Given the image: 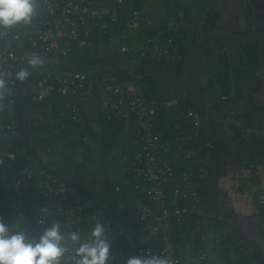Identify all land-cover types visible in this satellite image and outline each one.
Segmentation results:
<instances>
[{"label": "built area", "instance_id": "2783aa9c", "mask_svg": "<svg viewBox=\"0 0 264 264\" xmlns=\"http://www.w3.org/2000/svg\"><path fill=\"white\" fill-rule=\"evenodd\" d=\"M138 2L32 0L34 11L28 21L10 27L0 26V221L11 228L18 225L14 222L15 214L25 219L27 200L24 195L31 189L47 203L56 205L57 214H53V209L37 220L34 217L33 221L37 222L35 234L26 236L38 238L47 223L49 227L58 224L66 249L60 264H75V250L79 245L72 240L73 233L78 235L80 242L94 238L88 231L89 235L85 237L83 232L86 218L83 211L88 205L80 196L72 195L65 182L44 171L29 168L24 151L18 147L20 131L13 116L18 86L27 75L20 79L17 74L22 69L39 70L41 64L69 57L74 47L89 46L92 40L124 28L120 25L122 20H126L128 27L139 28L143 23ZM180 23L171 20L164 31L139 41L129 53V72L133 73L134 68L148 58L153 60L156 68L163 70L178 65L183 60V49L188 48ZM150 25L156 24L152 22ZM129 50L127 44L121 47L124 53ZM33 56L42 63L30 65ZM96 82L81 72H41L36 81V98L40 102L48 101L41 110L47 112L49 125L56 124L59 117L67 113L84 122L76 103L94 92ZM99 87L103 108L110 111V119L123 120L125 133L132 143V156H124L127 161L125 171L129 174L125 185L132 186L135 192L120 201L119 206L141 222L143 239L142 242L140 239L139 258L156 257L166 264H223L213 242L218 241L219 221L231 220L226 219L225 212L233 210V196L241 198L250 192L255 193L260 209L264 210V187L250 179L249 171L240 173L226 190V202L216 213H210V197L215 186L212 182V150L216 145L209 131L204 129L205 122L211 125L209 115L201 114L194 105L179 97L162 106L149 99L132 80L103 78ZM56 94L64 100V108L59 113L52 103ZM163 108L168 119H173V133L169 136L159 125ZM84 141H88L87 136ZM14 196L19 203L15 210L11 201ZM260 209L257 205L255 213H261ZM104 224L102 238L110 245L107 264H118L114 239L122 229L111 222ZM186 228L190 236L184 239L187 234L184 233L177 239L175 233ZM200 242L204 245H199Z\"/></svg>", "mask_w": 264, "mask_h": 264}, {"label": "trees", "instance_id": "16d2710c", "mask_svg": "<svg viewBox=\"0 0 264 264\" xmlns=\"http://www.w3.org/2000/svg\"><path fill=\"white\" fill-rule=\"evenodd\" d=\"M165 2L166 14L152 17V21H150L147 20L146 17H143L145 13L142 7L144 6L145 0H139L138 5L141 10L140 21L143 23L139 28L128 27L129 24L125 23L126 20H122L120 25L124 28L121 30L96 38L92 40L89 46L81 48L74 47L69 57H60L57 61L81 67L99 66L129 71L131 69L129 66V53L132 48L136 47L137 43L145 39L146 36L156 35L164 31L171 20H179L181 22V34L188 43V48L183 49V60L178 65L163 70L156 68L153 60L148 58L133 70V73L137 75L148 92L153 96L166 97L171 95L180 83L184 59L191 45L193 34L195 31H200L201 24L205 21V14L211 11L213 3L211 0H165ZM149 22H154L156 25L151 26ZM212 27L213 29H217L224 26L218 25ZM113 37H117V42L112 50L107 51L106 46L111 44ZM215 41L219 47H224L225 44L235 45L236 47L240 45L239 43L226 39H215ZM209 42L210 41L206 42L204 46L208 45ZM124 44H127L130 48L128 53L121 51V47ZM200 52L201 50H199L196 55ZM196 55L191 61L190 74L185 89L176 97L182 98L185 102L194 105L201 114L207 113L211 120V125L207 124V122L204 123V129L209 131L212 141L216 145L215 149L212 150V157L214 159V175H212V182L215 186L212 190L209 207L210 213H216V210L224 204L227 199L226 189H224V187L221 188L218 183L220 177L227 175L226 172L229 166H231L234 172L237 171V173H247L246 171H249L250 174H252L250 179L253 180L254 183L259 184L257 174L260 168L264 166V135L262 130H260L257 118L259 119L262 114L249 106L252 100H248L244 104L242 103L244 100V95L242 93L233 95L230 97L232 98L230 101L219 103L214 107L211 106L213 103L221 100L222 96L213 99L210 96L212 93L211 87L206 83H201L199 76L200 71L198 69L195 70L194 65V58ZM47 70L66 71L54 67H45L44 70H40L39 68V70H37V75L33 78L31 83L27 85L21 96L20 108L23 117L25 114H29L43 119L41 127H38V124H36L37 131L42 133V137L35 133V131L28 129L31 143L35 147L37 153L50 167L55 168L71 180L85 186L93 192L106 196L107 184L103 172V150L114 206L124 215L132 230L137 234L138 240L140 241L141 239L142 242L143 231L140 227L141 222L138 219L130 217L127 212L123 211L119 206L120 201L128 197L130 198L135 192L132 186L125 185V180L129 178V174L125 171L127 161H125L124 156H129L130 158L133 153V148L129 135L125 133V124L123 120L110 119V111L104 109L101 103L103 116V142H101V132L98 124V92L95 84L94 92L90 95L83 96V98L76 103L77 107L80 108L78 114L85 120L84 122L73 119L72 115H68L67 113L66 116L59 117V122H56V124L52 126L49 125L47 122V112L41 110L43 107H46L48 101L40 102L36 98L37 78L40 76L41 72ZM29 71L31 70H28L27 73H29ZM88 75L92 77V79H96L99 83L103 78L108 77H117L118 80H130L115 74L105 75L100 79H98V76ZM143 93L146 95L144 91ZM99 94H101L100 87ZM148 98L151 99L150 97ZM201 99H203V102ZM63 101L60 94H56L55 98L52 100L53 108L58 113L60 109L64 108ZM156 102L162 106L166 103ZM161 110L162 120L159 121V125L168 136L172 135L173 119H168L165 108ZM13 116L17 120L15 110ZM226 121L230 123L228 127L233 130L232 135L229 136L222 135L218 132L217 123ZM95 123H97L96 127ZM242 126L245 127L244 130ZM84 136L88 137V141H84ZM230 144H236V149L234 155L227 159L226 152H228ZM18 147L24 151L29 168L44 171L60 180L34 160L26 148L21 133H19L18 137ZM77 150L81 152L79 153ZM67 186L72 195L80 196L82 201L88 205V208L83 211L84 218L85 216L87 218V220L85 218L83 223L85 237L89 235L86 231L93 235V226H104V223L107 222H111L113 225H119L110 212L100 204L81 195L69 185ZM15 198L16 196L11 199L13 210L19 208L17 206L19 203ZM24 199L25 201L27 200L24 206V208H26L25 215L23 216L25 219L18 218L15 214L14 222H18V225L12 226L11 229L13 231L23 232L25 235H32L35 234L34 229L37 226V222L35 221L45 216L49 210L54 209L53 214L55 215V212L57 214L56 205L51 202L47 203L36 192L32 191V189L26 192ZM257 205L258 209H260L261 207L256 201V206ZM260 210L261 213L258 214L262 220L264 233V210ZM225 215L226 219H233L230 224L240 220V215L239 213H234V208L231 212L226 211ZM34 217H36V220L33 221ZM219 222L221 228L218 231V241L215 242L213 240V242L219 252L218 258L222 260L223 264H264V241L261 246H258L248 253H246V251L242 253V249H240L237 261L233 260L232 256L235 252L232 254V242L229 234L231 227L228 224L229 222ZM49 226L50 224L47 223L42 228L43 232L45 229L50 228ZM119 228L122 229V233L114 239L116 244L115 253L120 261L118 264H128L132 255L131 242L120 225ZM184 233H187V228L184 231L175 233L177 239L181 238ZM189 236L190 234L187 233L184 239ZM86 240L91 241L90 239ZM201 244L204 245L200 242L199 245ZM141 245L142 244H140V247ZM129 256L130 258H128Z\"/></svg>", "mask_w": 264, "mask_h": 264}, {"label": "crops", "instance_id": "0c3cea01", "mask_svg": "<svg viewBox=\"0 0 264 264\" xmlns=\"http://www.w3.org/2000/svg\"><path fill=\"white\" fill-rule=\"evenodd\" d=\"M211 2L213 3V7L211 11H209L210 14L206 16L203 27L222 25L237 31L246 29L248 16L245 12L244 0H211ZM151 7L148 0H145L142 10L145 13L143 17H146L147 20H151L149 18L153 17L149 14V12H151ZM247 7L252 14V18H254L253 20H256V15H258V13H264V0H249ZM216 44L217 42L215 41L203 47L201 52L196 55V59H194L195 70L198 69L200 71L199 76L201 83L208 84L212 89L210 96L213 99L218 96L226 98L242 93L244 95L243 104L248 100H252L264 105V42L246 43L239 47L225 44L227 49L223 47L215 48V46H217ZM201 101L203 102V99H201ZM213 104L211 106L214 107L215 105ZM257 120L259 126H261L260 130H262L264 135V114H262L259 119L257 118ZM95 124L97 125V123ZM229 124L230 123L227 121L217 123L218 132L226 136L232 135L233 130L228 127ZM230 149H234L235 152L236 144H230L226 156L230 152ZM235 172L232 170L231 166L228 167L226 172L227 175L219 178L218 184L221 188L224 187V189H226L229 187L228 185H230L237 175L241 173ZM257 175L259 185L264 187V166L260 168ZM251 198L252 203L249 202V195L240 198V201L242 200V205L240 206L245 207L250 203L251 209L250 212L244 213L246 217L243 218L247 219V223L252 219L258 221L257 223L261 225L262 230H259V224L256 223L255 228L258 229L260 234L257 233V237L263 240L262 220L259 215V217L255 215L257 214L255 213V194L252 193ZM243 203H245V205ZM235 213L241 215L238 211ZM232 221L233 219H231L229 223Z\"/></svg>", "mask_w": 264, "mask_h": 264}, {"label": "water", "instance_id": "95a60500", "mask_svg": "<svg viewBox=\"0 0 264 264\" xmlns=\"http://www.w3.org/2000/svg\"><path fill=\"white\" fill-rule=\"evenodd\" d=\"M248 3H249V0H244L245 12H246L247 16L249 17L248 27L245 31L244 30L243 31L242 30H238V31L232 30V29L227 28V27H220L217 29H213V27H210L209 30L204 31L201 29L202 28L201 27L200 31L194 32L191 45H190V47L187 51V54L185 56V59H184V66H183L182 77H181L180 83H179L178 87L176 88V90L171 95L166 96V97H156V96H153L152 94H150L148 92L147 88L145 87V85L143 84V82L137 77V75L134 73H131L129 71L118 70V69H113V68H106V67L103 68V67H99V66L81 67L78 65H73L70 63H64V62H60V61L48 62L45 64H41L39 66V68H40V70H44L45 67H54V68L66 70L69 72H84L87 74L98 76L99 77L98 79L104 77L105 75H111V74L119 75V76H122V77H125L127 79L134 81L146 93V95L148 97H150L151 99H154L156 101L163 102V103L168 102V101L174 99L176 96H178L185 89L186 82H187L188 76L190 74L191 61H192L193 57L199 52V50H201L203 47H205L204 44L206 42H208V41L211 42L212 40L215 41V39H226L229 41L239 43L240 44L239 46H241L242 44H246V43L264 42V30L258 31V30H254L255 28L253 29L252 14L247 7ZM216 45L217 46H215V48L219 47L218 44H216ZM224 47H225L224 49H227L226 45ZM37 73H38L37 69L33 70L22 80V82L19 85L17 95H16L15 113L17 116V122H18L19 130H20L21 136L25 142L27 150L30 152V154L32 155L34 160L41 167H43L48 172H50L51 174H53L54 176L59 178L61 181L65 182L67 185H69L72 189L79 192L81 195H83V196L87 197L88 199L100 204L103 208H105L107 211H109L110 214L112 215V217L119 223V225L123 228L125 234H127L128 238L130 239L131 248H132L131 258H133V257L139 258V247H140L141 242L138 240L137 234L132 230L128 221L125 219L124 215L116 209V207L114 206V203L112 201V195H111V190H110L108 171H107V167H106V163H105L104 151L102 150V162H103V172H104V175L106 178V184H107V195L106 196H103V195H100V194L93 192L92 190L86 188L85 186H82L81 184L71 180L69 177L62 174L61 172H59L55 168L50 167L41 158V156L37 153L35 147L31 143V140H30L29 135H28L29 126H27V124L23 118V114H22V111L20 108V102H21V96H22L23 91L25 90L27 85L29 83H31V81L37 75ZM96 87H97V92H98V105H99L98 124H99V129L101 132V142H103V131H102L103 130V116H102V110H101V101H100L99 82L98 81L96 83ZM231 99L232 98H230V97L222 98L221 100L215 102L213 105H217V104L223 103L225 101H230ZM249 106L251 108H253L254 110L258 111L259 113L264 114V105L259 104L255 101H252ZM33 120L38 122V127L42 126L41 119L39 117H34ZM250 175H252V174H250ZM255 215H257V214H255ZM255 221H256V219H255ZM257 222L258 221H256V223ZM228 224L230 225L231 228L238 231L237 230L238 228H236L235 225L230 224V223H228ZM257 224H259V223H257ZM259 227H260L259 230H262L260 224H259Z\"/></svg>", "mask_w": 264, "mask_h": 264}, {"label": "clouds", "instance_id": "9594fccd", "mask_svg": "<svg viewBox=\"0 0 264 264\" xmlns=\"http://www.w3.org/2000/svg\"><path fill=\"white\" fill-rule=\"evenodd\" d=\"M33 11L32 0H0V26L10 27L21 21H28ZM39 63L42 61L36 56L29 60L32 66ZM27 74V71L22 69L17 75L23 79ZM93 236L94 239L91 241L80 242L78 235L72 234V240L79 245L75 250V264H107L110 245L102 238V226L94 229ZM64 239L58 224L45 229L38 238H30L23 232L13 231L9 225L0 221V264H60L61 257L66 251ZM128 264L166 262L156 257L149 259L133 257L129 259Z\"/></svg>", "mask_w": 264, "mask_h": 264}, {"label": "flooded vegetation", "instance_id": "af4514ba", "mask_svg": "<svg viewBox=\"0 0 264 264\" xmlns=\"http://www.w3.org/2000/svg\"><path fill=\"white\" fill-rule=\"evenodd\" d=\"M256 16H257L256 20H253L254 18H252L253 29L255 28L254 30H258V31L264 30V13H258V15ZM248 23H249V17H248V22L246 24V29L248 27ZM246 29H244V31ZM23 118L27 126H29V129L35 131V133H37L40 137H42V133L37 131L38 129L36 128V121L33 120L34 116L25 114ZM243 217L245 218L246 216ZM243 217H240L239 221L232 223L233 225L236 226V228H238L237 229L238 231L231 228L229 232L232 242V254L235 252L232 258L233 260L236 261L239 257L240 249H242L241 251L242 253L243 251H246V253H248L249 251H253V249L257 248L258 246H261L260 244L263 243L264 240L257 237V233L259 234V232L258 229L255 228V224H256L255 219H252L251 221H249V223H247V219H244Z\"/></svg>", "mask_w": 264, "mask_h": 264}, {"label": "rangeland", "instance_id": "374dc122", "mask_svg": "<svg viewBox=\"0 0 264 264\" xmlns=\"http://www.w3.org/2000/svg\"><path fill=\"white\" fill-rule=\"evenodd\" d=\"M148 2H149V4H150V6H152L151 7V12H149V14L151 15V16H153V17H156V16H160V15H164V14H166V6H165V4H166V2H165V0H148ZM144 14V13H143ZM210 14V12L209 13H206L205 14V18H206V16H208ZM242 16H243V14H242ZM149 19H151L150 21H152V18H149ZM204 23V22H203ZM203 23L201 24V27H203ZM210 27H212V25L211 26H204L203 28H201L202 30H204V31H207V30H209L210 29ZM244 30V29H243ZM242 30V31H243ZM117 37H113V39L111 40V44H109V45H107L106 46V49H107V51L108 50H112V48L115 46V44H116V42H117V39H116ZM212 42H215L214 40H212L210 43H212ZM194 59H196V57L194 58ZM37 124V123H36ZM261 127V126H260ZM234 154V149H230V152L228 153V155H227V159L231 156V155H233ZM229 186V185H228ZM226 188V187H225ZM229 187H227L226 188V190L228 189ZM256 189V187L255 188H252V190H255ZM249 202L250 203H252V198H251V196H252V193L250 192L249 194ZM242 201V200H241ZM240 201V197L239 196H233L232 197V202H233V206H234V208H235V210L236 211H238V212H240L241 213V215H240V217L242 216H244V213H248V212H250V203H248V205H246L245 207H241L240 205H242L241 202ZM246 203V202H245ZM245 203H243L244 205H245Z\"/></svg>", "mask_w": 264, "mask_h": 264}]
</instances>
